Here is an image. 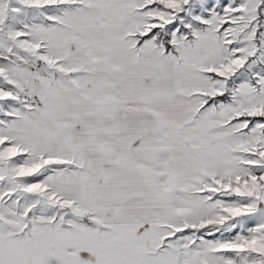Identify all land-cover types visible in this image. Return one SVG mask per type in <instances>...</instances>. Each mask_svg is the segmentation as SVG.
Segmentation results:
<instances>
[{"label": "snow or ice", "instance_id": "snow-or-ice-1", "mask_svg": "<svg viewBox=\"0 0 264 264\" xmlns=\"http://www.w3.org/2000/svg\"><path fill=\"white\" fill-rule=\"evenodd\" d=\"M0 264H264V0H0Z\"/></svg>", "mask_w": 264, "mask_h": 264}]
</instances>
